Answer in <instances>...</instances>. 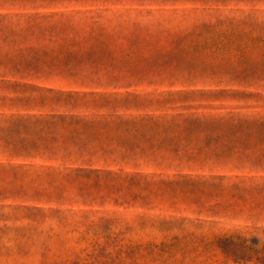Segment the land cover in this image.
Listing matches in <instances>:
<instances>
[{
  "label": "trees",
  "instance_id": "obj_1",
  "mask_svg": "<svg viewBox=\"0 0 264 264\" xmlns=\"http://www.w3.org/2000/svg\"><path fill=\"white\" fill-rule=\"evenodd\" d=\"M55 15L0 12V91L5 94H0V107L18 109L0 114V150L7 161L0 163L2 183L8 177L22 182L28 175L33 182L52 184L54 190L63 184H107L109 189L145 184V191L133 195L151 199L156 193L147 188L155 184L197 188L232 182L234 190L264 198V108L244 111L249 107L201 104L256 95L223 89L137 91L156 84L160 76V85L181 84L183 80H174L181 74L164 71L179 70L187 49L215 51L229 44L165 42L142 27H136L133 40L125 44L74 40L66 37L73 31L68 22H51ZM240 48L246 52V46ZM236 66L242 70L230 81L262 79L264 53L258 59L243 57ZM62 70L66 89L27 82ZM191 73L188 70L184 79H193ZM217 75L210 77H226ZM196 101L199 104H192ZM45 107L55 108L43 112ZM141 165L161 173L144 172ZM101 221L91 223L83 235ZM257 242L239 235L214 241L238 259L262 262L264 256L253 248Z\"/></svg>",
  "mask_w": 264,
  "mask_h": 264
},
{
  "label": "rangeland",
  "instance_id": "obj_2",
  "mask_svg": "<svg viewBox=\"0 0 264 264\" xmlns=\"http://www.w3.org/2000/svg\"><path fill=\"white\" fill-rule=\"evenodd\" d=\"M0 12L56 14L51 22H68L73 31L66 37L74 40L125 44L133 40L134 29L142 27L152 29L153 37L165 42L229 44V48L215 51L187 49L188 64L183 58L179 70L164 71L181 74L174 79L183 80L181 84L160 85L164 80L160 76L156 84L137 91L238 90L256 96L201 104L249 107L244 111L264 108V78L246 84L229 80L242 70L236 66L241 58L258 59L264 53V0H0ZM243 46L246 52L241 53L238 50ZM188 70L195 72L190 75L194 77L185 80ZM65 73L53 71L51 76L27 82L66 89L61 78ZM212 74L226 77L215 79L219 77L211 78ZM17 110L0 107V114ZM1 152L0 163H6ZM140 168L161 173L145 165ZM2 178L0 175V264H264L254 258L238 259L214 243L216 237H255L258 242L253 248L264 256V198L234 190L232 182L197 188H159L155 184L147 188L156 193L153 198L137 199L133 192L144 190L145 184L140 188L120 184L113 189L107 184L100 188L63 184L62 189L54 190L52 184L33 182V176L27 175L22 182L8 177L2 183ZM34 208L44 211L38 214ZM101 219L97 228H91L93 232L83 235L91 223Z\"/></svg>",
  "mask_w": 264,
  "mask_h": 264
}]
</instances>
